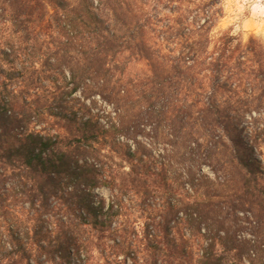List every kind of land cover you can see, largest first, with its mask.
<instances>
[{"label": "trees", "instance_id": "1", "mask_svg": "<svg viewBox=\"0 0 264 264\" xmlns=\"http://www.w3.org/2000/svg\"><path fill=\"white\" fill-rule=\"evenodd\" d=\"M221 18L220 0H0V264H264L240 128L264 112V43Z\"/></svg>", "mask_w": 264, "mask_h": 264}, {"label": "rangeland", "instance_id": "2", "mask_svg": "<svg viewBox=\"0 0 264 264\" xmlns=\"http://www.w3.org/2000/svg\"><path fill=\"white\" fill-rule=\"evenodd\" d=\"M47 2V0H44ZM76 0H67L68 3H74ZM54 2V1H53ZM225 0H220V4L224 3ZM229 13L225 8L222 7V18L218 21L214 33L218 32H230L232 35L231 25H222L221 21ZM234 36H240L244 41L247 40L250 35L246 36L243 31L235 34ZM11 30L0 23V48H4V43L11 39ZM264 43V41H261ZM142 71V66L131 65L129 66L126 75L133 76L135 74H140ZM74 97L80 100L79 103L74 104L75 110L79 109L78 113H89L91 115H96L98 117L103 116L107 112H111L110 105L108 106L99 96H89L87 99H83L79 93L74 94ZM85 106L82 108L81 106ZM255 118L256 121L250 120ZM241 138L243 141V147L249 158L257 161L261 164L262 174L264 175V112L257 114H252L251 116H246L240 124ZM204 173L212 176L207 169H203ZM103 195L106 196V192L103 191Z\"/></svg>", "mask_w": 264, "mask_h": 264}, {"label": "clouds", "instance_id": "3", "mask_svg": "<svg viewBox=\"0 0 264 264\" xmlns=\"http://www.w3.org/2000/svg\"><path fill=\"white\" fill-rule=\"evenodd\" d=\"M221 6L229 13L221 24L231 25L234 35L243 31L264 41V0H225Z\"/></svg>", "mask_w": 264, "mask_h": 264}]
</instances>
